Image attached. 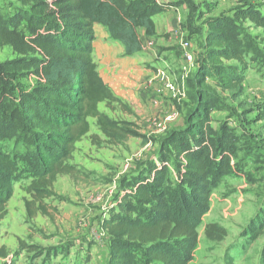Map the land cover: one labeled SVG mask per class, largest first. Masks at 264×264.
<instances>
[{
    "label": "trees",
    "instance_id": "trees-1",
    "mask_svg": "<svg viewBox=\"0 0 264 264\" xmlns=\"http://www.w3.org/2000/svg\"><path fill=\"white\" fill-rule=\"evenodd\" d=\"M16 1L21 8L13 17L0 12V50L10 47L17 55L2 68L37 81L21 92L17 103L0 99V221L8 215L20 179H36L31 189L40 201L59 176L77 173L69 162L76 144L90 132L89 119H95L110 140L136 137L130 129L133 124L112 121L99 110L100 104L111 108L121 102L97 72L94 26L107 28L123 44L126 55L133 56L143 49L139 29L147 37L156 36L153 17L173 5L195 8L193 0L173 5L156 0ZM246 22L264 30V10L248 4L232 17L205 21L201 59L188 79L190 105L184 128L167 133L159 163L146 166L149 178L140 176L127 190L121 210L103 221L109 238L108 264H193L213 190L231 164L232 143L212 126L217 90H240L249 70L248 56L250 63L255 56L264 60V33L259 42L263 48L256 49L244 30ZM260 119L264 120V107ZM11 141L22 143L25 151H4L1 144ZM171 162L178 172L177 185L170 178ZM263 234L264 199L241 233L240 250L249 249ZM206 236L221 242L226 231L209 225ZM228 259L233 264L234 258ZM260 264H264V247Z\"/></svg>",
    "mask_w": 264,
    "mask_h": 264
},
{
    "label": "rangeland",
    "instance_id": "rangeland-1",
    "mask_svg": "<svg viewBox=\"0 0 264 264\" xmlns=\"http://www.w3.org/2000/svg\"><path fill=\"white\" fill-rule=\"evenodd\" d=\"M175 2L172 1L170 5ZM193 2L194 10L174 5L168 8V11H172L169 22L172 26L167 22L159 31L156 30L155 37L160 39L159 42L155 43L154 38L150 37L145 45L147 35L142 33V29L138 30V36L143 42L140 53L145 57L149 56L148 52L156 50L158 62L164 52L170 51L171 56L178 59L175 65L181 62V76H188L185 78L187 94L190 90L188 79L196 71L201 59L205 21L220 15L232 17L236 9L248 4L264 10V0ZM20 8L16 0H0V12L5 17H13ZM167 14H162L164 20L158 21L163 23ZM176 17L181 18L180 23L176 22ZM176 25H179L177 31L180 36L192 43L195 61L192 68L179 57L180 40L175 37L172 41L169 33L174 32ZM243 27L255 48L259 46L261 50L263 44L259 42L264 30L250 22L244 23ZM148 43H154L153 47H148ZM16 58L17 55L10 47L0 50V99L11 103H17L21 92L30 90L37 81L35 77L2 68L3 64ZM247 60L249 70L243 87L227 93L217 90L219 101L212 114V126L217 134L223 133L230 139L231 164L228 173L221 177L213 190L211 210L199 228L200 243L193 264H232L228 259L230 257L234 258L233 264H260L264 234L249 249L240 250L243 242L241 233L258 212L264 199V120L260 119L264 107V60L255 56L250 63V55ZM146 64L145 69H152L155 76L158 72H166L174 79L170 66L153 69L149 63ZM191 92L194 93L193 90ZM184 102L188 109V99ZM93 122L90 120V125H95ZM138 124L130 128L136 137L126 138V141H102V137L99 142H92L93 149L103 150L105 162H101V173H88L75 167L76 174L59 176L45 191L47 197L40 201H36L38 193L31 189L36 181L33 176L24 177L15 184L8 215L0 221V264H108L109 238L102 227L103 221L121 210L126 191L132 189V184L140 176L144 180L149 178L146 166L153 161L159 163V152L168 133L150 135L141 121ZM91 134L81 139V149L87 150L90 142L86 138ZM1 146L8 153H14L17 148L19 154L26 148L15 141L5 142ZM108 166L113 168L108 170ZM169 167L173 185H177L179 179L176 166L171 162ZM94 187L96 191L88 194ZM209 225L223 228L226 231L225 239L221 242L210 241L206 236Z\"/></svg>",
    "mask_w": 264,
    "mask_h": 264
},
{
    "label": "crops",
    "instance_id": "crops-1",
    "mask_svg": "<svg viewBox=\"0 0 264 264\" xmlns=\"http://www.w3.org/2000/svg\"><path fill=\"white\" fill-rule=\"evenodd\" d=\"M172 1H176L175 3H177L180 0H156L158 4L165 5L172 3ZM180 8L187 9V6L184 5ZM168 10L167 8L164 13L153 17V21L156 25L155 28H157L156 30L159 31L167 22L170 24V27L172 26V24L169 23L172 18V11ZM166 12H168V14L165 16V21L163 23L159 22L158 20L160 19L164 20L161 15ZM94 32L96 40L94 43L93 60L97 66V72L113 95L121 102L113 104L111 108L108 107L106 103L100 104V112L115 122H125L138 126V122L141 121L144 129H147V134L150 135L154 133V128L150 122L165 121L169 117H173L174 120L168 123L167 132L184 128L187 109L185 108L186 102L183 103V101L188 99L185 88L186 77L181 76V62L178 61L177 66L175 65L178 59L171 56L172 52H164L161 61L158 62H156L158 59L156 50L148 52V57H145L142 53L127 56L123 44L112 38L107 28L96 24L94 26ZM142 33L146 34L144 30ZM169 33L173 39L172 41H174V32L171 31ZM158 36L160 37V35ZM148 38L150 37L145 38V45L146 42H148ZM152 38H154L153 41L155 43L156 41H160L158 37L154 36ZM150 44L153 47L154 43H148V45ZM179 57L182 59L181 56ZM146 63H149L153 69L157 67L161 68L165 65L170 66L173 71V73L171 72L173 78L184 90V99L182 101L172 100L159 81H152L154 72L152 69H145ZM90 120H93L95 125H90L91 129L89 134L91 132L92 134L86 138V140L90 142L89 146L87 150H83L81 149L83 141H79L76 145V152H74L73 159L69 162V165L76 167L78 170L84 169L88 173L95 174L102 172L103 165L101 162H103L104 159L102 156L103 150L93 149L92 142L94 140L99 142V139L102 137V141L108 138L99 130L97 121L95 119H89V124ZM122 140L126 141L128 139L123 138ZM112 168L111 166L107 167L108 170ZM95 191L96 188L94 187L88 194Z\"/></svg>",
    "mask_w": 264,
    "mask_h": 264
},
{
    "label": "built area",
    "instance_id": "built-area-1",
    "mask_svg": "<svg viewBox=\"0 0 264 264\" xmlns=\"http://www.w3.org/2000/svg\"><path fill=\"white\" fill-rule=\"evenodd\" d=\"M180 21H181V18L176 17V22L180 23ZM177 26L179 25H176V28H174V36L180 40V44H181L180 52H181L182 59L184 60L187 66H190L192 68L194 67V64H195L194 50L192 47V43L190 41H185L182 38V36H180V33L177 31ZM148 47H152V45L150 44ZM152 81H159L160 84L164 87V89L168 92V94L170 95L172 99H175L178 101H182L184 99L185 94H184V90L182 89L181 85L178 84V82L175 79L170 78L168 73L158 72L156 76L154 75ZM173 120H174L173 117H169L165 121H159V122L154 121V122H150V124L154 128V133L158 135H164L168 131V123ZM126 192H129V191H126Z\"/></svg>",
    "mask_w": 264,
    "mask_h": 264
}]
</instances>
